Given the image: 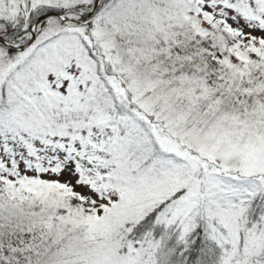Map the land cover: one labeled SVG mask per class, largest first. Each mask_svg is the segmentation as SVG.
I'll use <instances>...</instances> for the list:
<instances>
[{
	"label": "snow or ice",
	"instance_id": "obj_1",
	"mask_svg": "<svg viewBox=\"0 0 264 264\" xmlns=\"http://www.w3.org/2000/svg\"><path fill=\"white\" fill-rule=\"evenodd\" d=\"M0 264H264V0H0Z\"/></svg>",
	"mask_w": 264,
	"mask_h": 264
}]
</instances>
